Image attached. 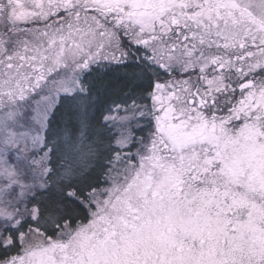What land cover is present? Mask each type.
<instances>
[{
    "label": "snow or ice",
    "instance_id": "obj_1",
    "mask_svg": "<svg viewBox=\"0 0 264 264\" xmlns=\"http://www.w3.org/2000/svg\"><path fill=\"white\" fill-rule=\"evenodd\" d=\"M0 264H264V0H0Z\"/></svg>",
    "mask_w": 264,
    "mask_h": 264
}]
</instances>
